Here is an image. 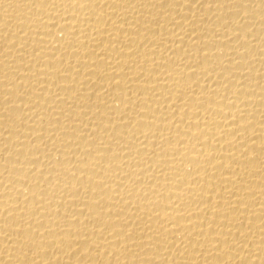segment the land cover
<instances>
[{
    "label": "bare ground",
    "instance_id": "1",
    "mask_svg": "<svg viewBox=\"0 0 264 264\" xmlns=\"http://www.w3.org/2000/svg\"><path fill=\"white\" fill-rule=\"evenodd\" d=\"M0 264H264V0H0Z\"/></svg>",
    "mask_w": 264,
    "mask_h": 264
}]
</instances>
